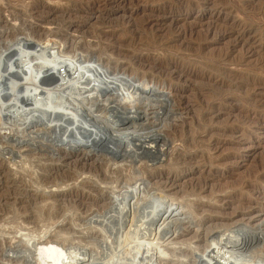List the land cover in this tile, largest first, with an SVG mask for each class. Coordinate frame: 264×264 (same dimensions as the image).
I'll list each match as a JSON object with an SVG mask.
<instances>
[{"label":"rangeland","instance_id":"374dc122","mask_svg":"<svg viewBox=\"0 0 264 264\" xmlns=\"http://www.w3.org/2000/svg\"><path fill=\"white\" fill-rule=\"evenodd\" d=\"M240 25H254L248 39L239 35ZM3 51L6 63L11 52L18 62L27 51L54 66L98 64L90 76L109 69L150 79L143 90L155 94L144 93L151 98L140 104L131 91L135 102L125 106L133 103L126 109L140 115L137 124L157 129L151 140L163 152L76 151L45 137L48 128L14 126L9 132L26 139L15 145L0 137V264H30L4 251L19 249L27 237L101 255L113 249L141 261L146 251H133L132 244L149 232L136 235L131 222L144 215L174 220V211L184 224L176 240L173 220L170 234L158 237L168 248L165 264H187L193 247L238 224L248 225L245 236L253 242L245 250L250 255L242 251L246 264L264 263V0H0ZM1 65L0 89L12 93L0 91V112L7 113L40 82ZM5 119L2 114L0 124ZM174 131L190 142L174 141ZM118 195L130 197L126 224L102 229L97 220L107 217Z\"/></svg>","mask_w":264,"mask_h":264},{"label":"bare ground","instance_id":"6f19581e","mask_svg":"<svg viewBox=\"0 0 264 264\" xmlns=\"http://www.w3.org/2000/svg\"><path fill=\"white\" fill-rule=\"evenodd\" d=\"M241 25L239 26V31H241L239 35L242 36V38L246 36L248 39L247 35L250 32L249 29H253L254 25L248 29H245ZM243 39L245 40L246 38ZM8 53V51H6L5 53L3 51V53L0 54V63L2 64L1 66L5 69L9 66H11V68H15L16 70H18L19 75H21L22 77L31 76L33 80H35L36 82H40V86L35 85L33 88H27V97L26 99L22 100V104L20 106H15L11 109H7V113L0 112V119L2 114L5 115L6 118L5 120L1 121L0 124L1 138H6L10 141H13L15 145H20L21 143L19 144L17 142L22 141L25 137L22 139V136L11 134L9 130L14 126L19 127L20 125L24 126V128L26 129L30 126V124H33L32 126L37 125V127L40 126L42 128H48L49 131H44L41 129L44 136H48L45 137H50L53 141L58 142V145L59 143H61L60 145H63L64 147L71 150L77 151V149L79 148L87 147L90 150L102 151L112 156H116L117 154L136 156L138 155V151L142 152V154L149 153L150 150H153L155 148L157 153H154V156L159 157L162 154L163 148H158L156 146L157 144L154 145L151 140V137H157V129L155 132L150 129L152 128V125L148 124V126H146L147 124L145 125L143 123L137 124L136 122L140 120V115L133 111H127L126 109L128 107H132L133 103L131 105L127 104L130 105L128 107L125 106L130 99L129 97L131 91L132 93L135 92V96H137L136 100L139 103L143 102L144 100L147 101L151 98V96H145L144 93H150V95L155 94L153 91H150L148 89L143 90L145 88V82L150 79L142 75L138 77L133 73L126 74L124 70H122V72H116L115 74H113L111 73V71H108L109 69H107V71L97 73L98 75L96 76H90L89 74L92 72V70H94V67H97L96 65L98 64L82 65L76 62H66L67 64H65L64 62V64L60 65L57 62L59 65L56 63L57 65L54 66L55 61H53L52 59L42 60L41 57L32 56L31 53L27 51L25 52V54L23 53V59L21 60L20 58L18 62L16 60L11 61L14 57V52H11V58H9L8 62L6 63L4 62V59L6 54ZM8 57H10V55ZM53 76L54 79L52 80L51 78H53ZM43 78L44 80H42ZM56 79L59 80V82ZM149 85L151 84L149 83ZM45 90H47V94L44 93ZM0 91L8 94L7 96H10L12 94L10 93V90H7V88H2L0 89ZM29 96H31V99L29 98ZM67 97H69V99H66ZM60 98L62 100L57 102L58 104L54 103L55 99L57 101ZM133 101L134 100H131V102ZM34 106H36V108H34ZM94 106L96 107L95 109L92 108ZM133 106L136 107V105ZM18 113L21 115V117L17 118V120H14V117ZM128 121H136L135 123L137 125H133L132 123L126 126L125 124H123L124 122ZM20 130L23 129H19V131ZM177 133L174 131V141L175 139H181L184 142H190L188 141L185 132L181 131L180 134ZM31 134L33 133H30V135ZM36 136L34 138H36ZM28 137L30 138L29 135ZM31 138H33V136ZM49 140L51 139H48V141ZM191 144L192 143H190L189 145ZM131 189L125 192L132 194V191H136ZM118 192L123 193L124 191L119 190ZM121 195H118V198H116V200H113L111 202L109 201L111 203V208L109 212H106L107 217L101 219L100 221L97 220V223L100 224L102 229L103 227L105 229V226H107V228L108 226H110L111 229H114L116 225H118V227L119 225L120 227H123L126 224V220L123 218L125 217L124 215H126L124 211L127 207L131 209L132 206L130 207L129 205H127L129 203L130 197H127V194L126 197H124V195L123 197H121ZM154 211L157 212L158 210ZM175 213L176 211H174V220L168 215L165 217L157 216V218L152 221L149 219V217H147V215H144V219L143 217H138L139 219L135 220L134 223L133 221L131 222V224L136 225V228L134 230L135 234L140 230H142L143 232L147 231L146 233L149 232L147 235L143 234L140 236H135L136 239L133 238L134 242L133 244L131 243L133 246V251L139 250L140 248L146 251L145 256L144 254H142L143 259H140L141 261H135L136 259L133 261L130 256H121L122 253L117 255L112 251L113 249L107 252L105 251V253L101 255L100 250L97 251L96 249H83L76 245L62 244L63 246H58L59 241H55L52 239L46 241H38L33 237H27V239H25L24 243L22 244L16 242L18 243V245L16 246H18L19 249L10 248L5 249L4 251L7 257H11L12 255L10 254H16V257L22 260L28 259V263L30 264H165L167 259L166 257L169 255L168 248L162 246V243L159 242L158 237L165 238L164 236H168V234H170V228L172 227L171 220L174 221V240L179 237L177 233L181 229L177 228V226L178 224L182 225L184 223L180 222L182 217H179L181 219L177 218ZM87 222L90 224L94 222V220L87 219ZM188 222L191 224L193 221L189 220ZM152 225L155 228H153ZM234 227V229H232L231 227L227 228V232L225 231L212 234L210 237L211 240L209 242H205L204 245L202 244L203 246H201V248L198 244L196 247H193V249L189 251L190 258L188 259L187 264H246L247 258L243 256L242 251L247 250V248L250 247L253 243L249 242V239L245 236L246 229L244 230V228L248 227V225L240 226L238 224ZM186 228H188V225ZM152 230H155L156 232L155 236L153 235L154 237H151L150 234ZM142 231L140 233H143ZM115 232L117 233V231ZM115 238H117V236ZM120 239L121 238L119 237V241ZM104 244L107 245V243ZM246 252L248 251H245V253ZM252 258H249V261L252 262V260H250ZM255 259L257 261V259L259 258ZM23 263L25 264V261ZM258 264L260 263L258 262Z\"/></svg>","mask_w":264,"mask_h":264}]
</instances>
